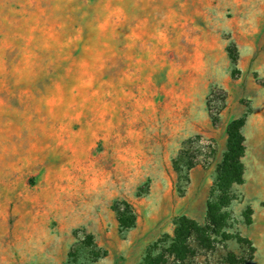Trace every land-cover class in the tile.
<instances>
[{"label":"rangeland","instance_id":"374dc122","mask_svg":"<svg viewBox=\"0 0 264 264\" xmlns=\"http://www.w3.org/2000/svg\"><path fill=\"white\" fill-rule=\"evenodd\" d=\"M182 234V264H264V0H0V264H181Z\"/></svg>","mask_w":264,"mask_h":264},{"label":"trees","instance_id":"16d2710c","mask_svg":"<svg viewBox=\"0 0 264 264\" xmlns=\"http://www.w3.org/2000/svg\"><path fill=\"white\" fill-rule=\"evenodd\" d=\"M212 118L217 124L218 117ZM247 117L232 120L227 128L229 137L227 152L219 170L216 187L219 191V198L216 202L210 203L208 206V215L210 221L216 230H221L227 223V217L224 210L231 205V191L234 186L243 185L245 182L246 167L243 162L246 155V138L243 134L247 123ZM118 222L122 234L127 233L136 226V212L134 208H129L126 212L118 211ZM186 235L182 234L175 247L176 261L184 263L187 260V241ZM143 264H153L149 260Z\"/></svg>","mask_w":264,"mask_h":264}]
</instances>
